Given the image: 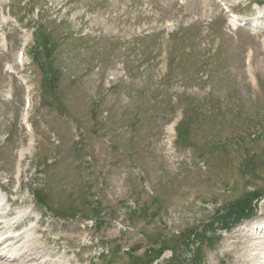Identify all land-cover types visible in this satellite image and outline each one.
<instances>
[{
    "label": "rangeland",
    "instance_id": "obj_1",
    "mask_svg": "<svg viewBox=\"0 0 264 264\" xmlns=\"http://www.w3.org/2000/svg\"><path fill=\"white\" fill-rule=\"evenodd\" d=\"M2 112L0 264H264V0H0Z\"/></svg>",
    "mask_w": 264,
    "mask_h": 264
},
{
    "label": "bare ground",
    "instance_id": "obj_2",
    "mask_svg": "<svg viewBox=\"0 0 264 264\" xmlns=\"http://www.w3.org/2000/svg\"><path fill=\"white\" fill-rule=\"evenodd\" d=\"M113 22V21H112ZM205 36V35H204ZM1 115L3 114V112L2 113H0ZM6 114V113H5ZM1 118V117H0ZM5 118V117H4ZM7 119V118H6ZM2 120V119H1ZM4 120V119H3ZM30 120V119H29ZM29 120H28V122H29ZM5 122V121H4ZM7 122V121H6ZM9 122V121H8ZM2 123V122H1ZM0 123V124H1ZM4 125V124H3ZM1 129V128H0ZM3 129V128H2ZM6 130V129H5ZM1 131V130H0ZM3 131V130H2ZM4 132V131H3ZM0 190H1V192H3L4 193V189L2 188V187H0ZM1 202V201H0ZM9 216H11L10 214H8L7 215V217H9ZM2 219H4V217L3 216H1L0 215V221L2 220ZM3 223L2 222H0V227H1V225H2ZM259 225V224H258ZM4 229H6V227H4V228H2L1 230V232H3V230ZM7 229H9V230H7V232H5L4 234H2L1 236H0V252H6V250L7 249H9L10 247H12L13 245H14V243H17L18 241H19V236H17V235H11V230L12 229H14L15 230V228H12V229H10V228H7ZM259 229H260V232L262 233V232H264V224H262V226L260 225V227H259ZM5 231V230H4ZM258 232V231H257ZM9 233V234H8ZM9 236H8V235ZM251 234L253 235L254 234V232H249V233H247V234H245L244 236L245 237H249V236H251ZM258 234V233H257ZM256 236V235H255ZM239 247V246H238ZM237 250H239V248H237ZM15 251V250H14ZM11 252H13V251H11ZM13 257V256H12ZM12 257H10L8 260H10V259H13ZM0 259H6V258H4V256H1L0 255Z\"/></svg>",
    "mask_w": 264,
    "mask_h": 264
},
{
    "label": "trees",
    "instance_id": "obj_3",
    "mask_svg": "<svg viewBox=\"0 0 264 264\" xmlns=\"http://www.w3.org/2000/svg\"><path fill=\"white\" fill-rule=\"evenodd\" d=\"M40 33L43 35V36H45V37H51V34H49V33H47V31H46V28H42L41 30H40ZM45 41H47V38H45L44 39V42ZM253 201V200H252ZM254 203V202H253ZM251 205L252 204H249V205H243V206H234V210L233 209H229L231 212H232V214L234 215V217H235V212L236 213H239V216H237L236 218H242V215L243 214H245V213H248L249 211L251 212L252 211V207H251ZM234 211V212H233ZM224 214H226V212L224 213ZM223 214V215H224ZM222 215V216H223ZM223 222H222V224L223 225H225V224H227V223H224V220H222ZM197 235H198V233H197ZM191 237L193 238L194 237V235H191ZM197 242V241H196ZM163 255V253L157 258V260H159L160 258H161V256ZM149 256V255H148ZM150 263V262H149Z\"/></svg>",
    "mask_w": 264,
    "mask_h": 264
}]
</instances>
